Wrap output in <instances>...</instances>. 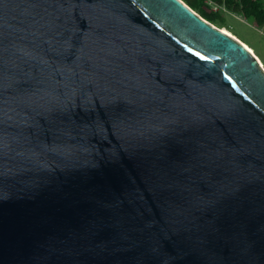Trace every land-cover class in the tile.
I'll list each match as a JSON object with an SVG mask.
<instances>
[{
  "label": "water",
  "instance_id": "water-1",
  "mask_svg": "<svg viewBox=\"0 0 264 264\" xmlns=\"http://www.w3.org/2000/svg\"><path fill=\"white\" fill-rule=\"evenodd\" d=\"M0 264H264L256 56L183 0H0Z\"/></svg>",
  "mask_w": 264,
  "mask_h": 264
},
{
  "label": "trees",
  "instance_id": "trees-1",
  "mask_svg": "<svg viewBox=\"0 0 264 264\" xmlns=\"http://www.w3.org/2000/svg\"><path fill=\"white\" fill-rule=\"evenodd\" d=\"M194 11L213 23L219 28H232L224 13L213 11L208 0H183ZM224 3L225 7L236 14H240L244 19L251 22L256 27L264 26V3L262 0H211ZM235 34V33H234Z\"/></svg>",
  "mask_w": 264,
  "mask_h": 264
},
{
  "label": "rangeland",
  "instance_id": "rangeland-1",
  "mask_svg": "<svg viewBox=\"0 0 264 264\" xmlns=\"http://www.w3.org/2000/svg\"><path fill=\"white\" fill-rule=\"evenodd\" d=\"M264 3V0H262ZM224 13L232 28L223 27L230 34L240 39L247 48L258 58L260 66L264 69V26L256 27L243 18L242 15L230 10H220ZM235 33V34H234Z\"/></svg>",
  "mask_w": 264,
  "mask_h": 264
},
{
  "label": "built area",
  "instance_id": "built-area-1",
  "mask_svg": "<svg viewBox=\"0 0 264 264\" xmlns=\"http://www.w3.org/2000/svg\"><path fill=\"white\" fill-rule=\"evenodd\" d=\"M210 5H211V9L213 11H219V10H227V8L225 7L224 3H218V2H214V1H211V0H208L207 1Z\"/></svg>",
  "mask_w": 264,
  "mask_h": 264
},
{
  "label": "bare ground",
  "instance_id": "bare-ground-1",
  "mask_svg": "<svg viewBox=\"0 0 264 264\" xmlns=\"http://www.w3.org/2000/svg\"><path fill=\"white\" fill-rule=\"evenodd\" d=\"M223 31H225V32H227V33H229L228 31H226V30H224V29H222ZM230 34V33H229ZM245 45V44H244ZM246 46V45H245ZM247 47V46H246ZM257 58V57H256ZM257 60H258V58H257Z\"/></svg>",
  "mask_w": 264,
  "mask_h": 264
},
{
  "label": "snow or ice",
  "instance_id": "snow-or-ice-1",
  "mask_svg": "<svg viewBox=\"0 0 264 264\" xmlns=\"http://www.w3.org/2000/svg\"><path fill=\"white\" fill-rule=\"evenodd\" d=\"M201 59H204V57H201Z\"/></svg>",
  "mask_w": 264,
  "mask_h": 264
}]
</instances>
